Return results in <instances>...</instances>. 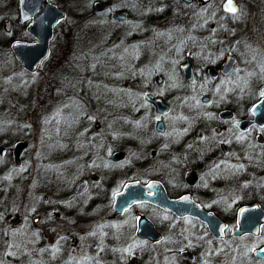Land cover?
I'll return each instance as SVG.
<instances>
[{
    "label": "flooded vegetation",
    "instance_id": "obj_1",
    "mask_svg": "<svg viewBox=\"0 0 264 264\" xmlns=\"http://www.w3.org/2000/svg\"><path fill=\"white\" fill-rule=\"evenodd\" d=\"M224 2H42L37 15L45 3L60 12L49 46L79 36L118 39L129 54L118 89L135 106L109 127L108 115L92 109L108 101L96 90L109 85L90 70L101 64L99 51H57L55 71L34 88L21 128L26 140L0 142V159L9 155L14 166L0 161V209L3 172L19 170L26 158L12 188L16 212L35 229L33 255L40 258L33 264H264V0H233L235 12ZM17 16L16 7L3 22L12 36L8 48L36 40L27 32L33 17ZM50 54L49 47L35 72L22 70L40 73ZM150 99L167 108L157 110ZM53 111V142L37 150L33 136ZM18 141L25 148L16 164L11 151ZM134 182L140 200L125 207L119 198Z\"/></svg>",
    "mask_w": 264,
    "mask_h": 264
},
{
    "label": "rangeland",
    "instance_id": "obj_2",
    "mask_svg": "<svg viewBox=\"0 0 264 264\" xmlns=\"http://www.w3.org/2000/svg\"><path fill=\"white\" fill-rule=\"evenodd\" d=\"M15 1L16 0H0L1 30L4 21H11V18L16 16ZM2 31L4 32V30ZM19 33L22 34L21 31H17V35L19 36ZM2 37L3 36L0 35V38ZM105 39L106 38L98 36V38L95 37L93 41H90L86 37L79 36L75 41H68L65 45H63L64 43L59 44L57 40L52 41L49 46L51 50V54L48 56L49 59L46 64L41 67L40 73L38 72L35 75H30L26 71H23L18 61L13 58L10 52H8V47L0 46V124L12 121L18 124L17 127L13 126L12 129L8 128L7 130H0V142L5 145H13L15 143L14 141H17V139L26 140L25 132L21 131V128H23V125L25 124L24 120L28 111L33 109L31 107L33 104L32 98L35 93L33 92L34 88L39 81H44L42 77H45L44 74L46 72L50 71L53 73L55 71L58 50L72 51L77 49L80 51H86V49H90L93 51H99L97 54L101 56V64H99L100 66L98 68L91 67L90 70L92 76H94L96 80H100L109 85L108 90H103L101 88L96 90L97 92L102 91L106 93L105 96L108 101L104 105L99 104V106H92V109L96 115L97 113L108 115L107 117H109L110 120L109 127L112 129L117 128V124H114L111 119H113V117L117 118L116 116L123 112L124 115L130 114L135 106L133 99L125 98L117 85L120 81L121 73L128 70L126 67L127 63L123 62V60H125L129 54L123 49L121 51L120 46L117 43L118 39L113 41H105ZM80 59L82 58L80 57ZM94 60L96 63L97 59L94 58ZM84 65L85 64L77 63L76 66L83 70ZM29 91L31 96H29ZM27 96H29V98H27ZM123 97L126 101H124ZM28 100L31 101L30 104ZM68 104L69 106L73 105L71 99H69ZM57 114L58 112H51L50 115L44 119V125L41 126V129H39L40 131L33 136V139H36L35 141H37V150H39L40 146H46L53 142L52 139L54 138V134L58 127V119H56ZM31 120L33 123H36L34 117H32ZM84 123L85 122H83V125ZM127 124L130 125L131 123L127 122ZM31 131L33 130L31 129ZM34 132L36 131H33V133ZM33 149L34 147L32 145L29 150L31 151ZM127 153L129 154L130 151ZM0 161H2L1 163L3 164L7 163V166L8 164L10 167L13 166V163H11L12 158L9 155L3 160L0 159ZM24 161H26V158L24 156L23 159L22 156L19 170H17L18 172H13L14 170L10 169L8 172L5 171L2 174L4 180V182H2L4 193L2 194L6 203L2 209H0V264H33L40 258L37 254L33 255L36 248L34 242L37 240L36 234H34L35 229L32 228L29 221H26V219L22 217L23 215L20 214L21 211L18 213L16 212L14 204L16 201V193L12 188V185L18 184L22 180L23 176L20 171L22 167L25 168L26 166ZM53 175L55 176L52 172V176ZM92 187L94 188L95 186L93 185ZM34 199L36 200V198ZM33 202L34 200H31L30 203ZM14 215L18 217L19 222L16 225H9V219ZM124 230L126 234L131 233L130 219L127 220Z\"/></svg>",
    "mask_w": 264,
    "mask_h": 264
},
{
    "label": "water",
    "instance_id": "obj_3",
    "mask_svg": "<svg viewBox=\"0 0 264 264\" xmlns=\"http://www.w3.org/2000/svg\"><path fill=\"white\" fill-rule=\"evenodd\" d=\"M43 1L45 0H18L16 6L18 11L17 17H19L21 22L33 17L30 26L27 28V32L36 40L33 43L14 40L8 49H10L14 56L13 58L16 59L22 67L21 69H25L29 71V73L35 72L37 69L36 67L40 66L48 55L52 25L55 23L57 17L59 18L60 16V12H58L53 5L51 6L46 3L43 4L42 13L37 15ZM202 2H207V0H202ZM229 2L230 0H225L224 6L222 7L227 12H233L229 9ZM231 7L236 10L233 0H231ZM4 28L8 29L7 25H5ZM149 101L155 105L157 110L167 108L166 105L162 104L158 99H150ZM24 148L25 144L22 141H18V143L15 144L13 151H11V153H13L14 163L17 164V162H19L21 150ZM3 152L4 150L2 146H0V155H3ZM141 193L142 189L138 188L135 182L130 184L127 183L119 199L122 201V204L127 207L134 203L136 199L140 200L139 196H141ZM156 202L165 210L170 208L171 205L168 201L161 202L160 200H156ZM208 218L209 217L205 218V220ZM12 222H15V218H12ZM262 251L263 250L256 254L262 256Z\"/></svg>",
    "mask_w": 264,
    "mask_h": 264
},
{
    "label": "trees",
    "instance_id": "obj_4",
    "mask_svg": "<svg viewBox=\"0 0 264 264\" xmlns=\"http://www.w3.org/2000/svg\"><path fill=\"white\" fill-rule=\"evenodd\" d=\"M3 30V29H2ZM1 29H0V35H2L3 37L2 38H0V46L2 47V46H4V47H8V45H9V43H10V41H11V39L9 38V37H12V36H8V35H6V33L5 32H3ZM16 31V30H15ZM12 35H14V37L15 36H18V37H20L19 35H17V31L16 32H13L12 33ZM8 50V49H7ZM8 52H9V50H8ZM43 80H44V78H43ZM3 160V159H2Z\"/></svg>",
    "mask_w": 264,
    "mask_h": 264
},
{
    "label": "snow or ice",
    "instance_id": "obj_5",
    "mask_svg": "<svg viewBox=\"0 0 264 264\" xmlns=\"http://www.w3.org/2000/svg\"><path fill=\"white\" fill-rule=\"evenodd\" d=\"M229 9H230L231 11H235V9L231 7V0H230V2H229Z\"/></svg>",
    "mask_w": 264,
    "mask_h": 264
}]
</instances>
